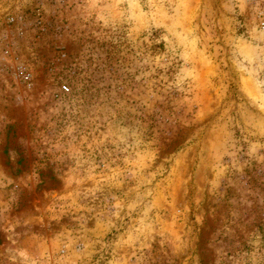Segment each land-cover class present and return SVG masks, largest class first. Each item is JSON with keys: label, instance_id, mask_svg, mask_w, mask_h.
I'll use <instances>...</instances> for the list:
<instances>
[{"label": "rangeland", "instance_id": "obj_1", "mask_svg": "<svg viewBox=\"0 0 264 264\" xmlns=\"http://www.w3.org/2000/svg\"><path fill=\"white\" fill-rule=\"evenodd\" d=\"M0 264H264V0H0Z\"/></svg>", "mask_w": 264, "mask_h": 264}, {"label": "built area", "instance_id": "obj_2", "mask_svg": "<svg viewBox=\"0 0 264 264\" xmlns=\"http://www.w3.org/2000/svg\"><path fill=\"white\" fill-rule=\"evenodd\" d=\"M61 88L67 90V87L65 85H61Z\"/></svg>", "mask_w": 264, "mask_h": 264}]
</instances>
